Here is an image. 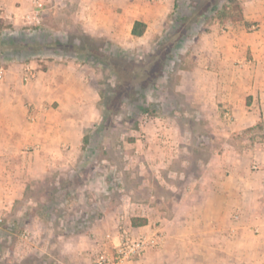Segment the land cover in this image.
<instances>
[{
	"label": "rangeland",
	"instance_id": "1",
	"mask_svg": "<svg viewBox=\"0 0 264 264\" xmlns=\"http://www.w3.org/2000/svg\"><path fill=\"white\" fill-rule=\"evenodd\" d=\"M232 7L228 0H0V66L80 61L100 95L99 118L85 131L89 143L67 150L69 161L28 182L23 198L3 214L0 264H86L83 254L91 264L106 233L130 226L133 217L161 228L169 186L185 183L217 145L209 121L196 117L178 85L193 39L226 32L231 21L223 15L236 13ZM144 15L154 23L132 36V21ZM232 23L264 32L260 21ZM239 136L264 144V117ZM233 218L239 219L237 211ZM85 233L95 243L91 249L81 247ZM159 248L128 263L189 264L187 255L172 262Z\"/></svg>",
	"mask_w": 264,
	"mask_h": 264
},
{
	"label": "crops",
	"instance_id": "2",
	"mask_svg": "<svg viewBox=\"0 0 264 264\" xmlns=\"http://www.w3.org/2000/svg\"><path fill=\"white\" fill-rule=\"evenodd\" d=\"M242 7L246 21L264 24V0H244ZM136 20L147 23L146 32L154 23L146 15L137 17L131 34ZM229 24L226 32L205 31L193 39L178 85L196 108V117L209 121L217 145L197 161L185 183L170 185L173 194L164 197L167 209L160 216V230L166 240L159 251L175 258L172 262H183L178 255H187L189 264H264V144L239 136L264 117V32ZM3 67L0 213L5 214L23 198L28 182L69 161L73 148H82L86 129L99 118L100 95L97 81L80 61H14ZM27 70L33 75L29 80ZM226 108L231 118L225 116ZM148 220L147 225L130 226L151 232ZM78 238L82 248L95 246L89 234ZM82 259L89 262L87 254Z\"/></svg>",
	"mask_w": 264,
	"mask_h": 264
},
{
	"label": "built area",
	"instance_id": "3",
	"mask_svg": "<svg viewBox=\"0 0 264 264\" xmlns=\"http://www.w3.org/2000/svg\"><path fill=\"white\" fill-rule=\"evenodd\" d=\"M32 76L30 70H27L25 80H29ZM4 77L5 68L0 66V80ZM225 116L231 118L229 110H225ZM2 221L3 214L0 213V223ZM163 240V235L158 228L147 232L135 231L132 226L120 225L106 233L99 243L98 252L91 264H124L147 250L161 247Z\"/></svg>",
	"mask_w": 264,
	"mask_h": 264
},
{
	"label": "trees",
	"instance_id": "4",
	"mask_svg": "<svg viewBox=\"0 0 264 264\" xmlns=\"http://www.w3.org/2000/svg\"><path fill=\"white\" fill-rule=\"evenodd\" d=\"M228 2L233 3V7L231 9L235 10L236 13H228V11H226V14H224L223 16H226V18H228L231 22H244L246 25H249V22L245 20L244 17V11H243V7L241 5V3L238 2V0H228ZM226 10L229 9L230 7L228 5H225L224 7ZM219 7L218 5H215V7L213 8L214 11H218ZM228 13V14H227ZM192 28L195 26V23H192ZM147 29V23L141 20H136L133 28H132V34L136 37H140L142 36L145 31ZM4 43H6V41H4ZM4 51L5 48L2 47L1 43H0V56L4 55ZM90 52V51H88ZM16 59L20 60L19 58L21 57V54H15ZM19 57V58H18ZM23 61V60H22ZM25 62H29L30 60H24ZM150 67H152V64H150ZM144 112L148 111L147 107H142ZM89 131V130H88ZM89 143V136L88 133L85 134L84 138H83V146L85 147L86 144ZM149 222L147 217H133L132 218V225L133 226H144L147 225ZM75 232V231H73Z\"/></svg>",
	"mask_w": 264,
	"mask_h": 264
}]
</instances>
